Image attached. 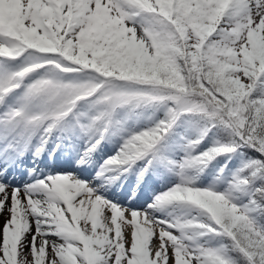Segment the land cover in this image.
I'll list each match as a JSON object with an SVG mask.
<instances>
[{"label":"snow or ice","instance_id":"snow-or-ice-1","mask_svg":"<svg viewBox=\"0 0 264 264\" xmlns=\"http://www.w3.org/2000/svg\"><path fill=\"white\" fill-rule=\"evenodd\" d=\"M0 264H264V0H0Z\"/></svg>","mask_w":264,"mask_h":264}]
</instances>
